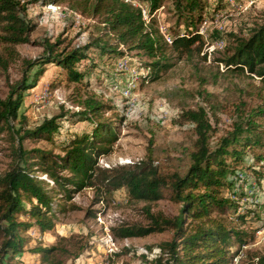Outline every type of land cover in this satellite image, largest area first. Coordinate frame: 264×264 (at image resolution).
I'll return each instance as SVG.
<instances>
[{"label":"rangeland","instance_id":"1","mask_svg":"<svg viewBox=\"0 0 264 264\" xmlns=\"http://www.w3.org/2000/svg\"><path fill=\"white\" fill-rule=\"evenodd\" d=\"M130 2L146 10V23L166 43L156 58L159 65L151 66V61L156 59L123 46H120L121 55L111 57L101 56L95 47L91 48L89 59L77 64L86 72L78 82L68 81L60 67L47 65L34 89L25 92L19 109V119L23 118L17 119L14 126L34 128L45 118L65 116L60 119V129L52 140L26 138L22 141L25 149L41 148L63 154V147L74 133L91 132L93 122L79 120L77 113L84 109V101L92 97L111 107L103 110L102 117L112 123L116 134L110 152L98 157L99 166L149 160L161 175L184 174L196 139L194 125L182 117L184 111L205 109L214 128L210 138L213 147L220 136L232 129L240 101L252 107L262 105L258 93L264 95V79L251 75L246 68H228L223 60L233 52L236 38L248 37L255 27L264 23V0H204L203 20L191 24L180 15L173 0H163L152 12L147 1ZM49 4L53 7L28 5L26 15L35 23V29L30 33L29 43L16 45L21 58L33 59L41 54L42 47L37 42L45 38L60 39L61 47H72L100 34L102 24L98 17L73 9L66 1ZM195 30L201 39L190 50L177 51L170 47L172 37L191 35ZM119 58L124 59L121 67L117 65ZM21 75L20 60L11 63L6 71L0 66L1 97L7 94L8 83ZM258 121L264 129V116ZM16 146L13 136L7 132L0 134V175L8 169L11 149ZM242 158L232 163L236 173L243 175L235 183L237 193L243 192L241 197L237 195L242 208L236 213L232 209L221 213L211 208L209 214L252 236L247 244L234 243L230 247L233 257L229 264H253L254 255L264 249L261 224L264 223V138L262 145L246 148ZM36 167V174L46 177ZM97 188L84 187L68 199L58 194L52 203L53 228L44 232L36 226L30 229L24 234L26 242L20 253L11 261L0 258V264H51L57 259L64 264H152L160 252L159 244L173 238V229L125 238L117 236L116 230L122 224L146 225L145 205L153 213L173 217L181 203L173 200L170 190H166L162 199L146 202L129 200L125 187L100 194ZM222 191L230 197L233 193L231 189ZM245 212L244 219L238 216ZM98 213L105 216L109 230L97 221ZM16 218L34 221L26 214H18ZM194 222L191 218L187 220L188 226ZM109 235L114 238L113 250L105 244ZM37 247H53V250L42 260L40 253L33 252Z\"/></svg>","mask_w":264,"mask_h":264},{"label":"trees","instance_id":"2","mask_svg":"<svg viewBox=\"0 0 264 264\" xmlns=\"http://www.w3.org/2000/svg\"><path fill=\"white\" fill-rule=\"evenodd\" d=\"M60 1L98 17L102 24L100 34L83 45L72 47H61L60 39L45 38L37 42L42 47L41 54L33 59L21 58L16 45L29 43L30 33L35 29V23L26 15L28 5ZM143 1L148 2L149 12L158 9L163 2ZM173 3L187 24L203 20L204 0H173ZM200 39L197 30L191 35H176L170 47L188 51ZM235 42L233 52L223 60L225 66L246 68L251 75L264 79V23L255 27L248 37H238ZM165 44L158 31L144 21L141 8L125 0H0V66L6 71L17 60L22 65L21 77L8 83L7 94L0 96V134L7 132L17 141V146L11 149V163L0 175V258L11 261L20 253L26 242L24 234L33 227L41 232L53 228L52 203L58 194L68 199L87 186H98L97 194L125 187L129 200L146 202L160 200L166 190H170L173 200L181 203L179 212L173 217L153 213L145 205L146 225L122 224L116 230L117 236L125 238L173 229V238L159 244L160 252L152 259V264H229L233 257L230 247L250 241L252 236L248 232L228 226L226 220L209 214L211 208L221 213L229 209L236 213L240 208L239 200L224 194L222 189L235 192L237 173L232 163L243 159L246 148L263 144L264 129L258 121L264 116L261 92L258 96L262 105L252 107L240 101L232 129L220 136L213 147L210 138L214 128L205 109L198 107L182 113V117L194 125L196 134L184 174L161 175L149 160L115 167L99 166L98 157L110 152V143L116 134L112 123L102 117L103 110L111 107L92 97L84 101V109L77 113L79 120L93 122L91 132L74 133L63 147V154L41 148L25 149L22 145L26 138L52 140L60 129V119L65 116L45 118L34 128L14 126L17 119L23 118L19 119V109L25 92L36 86L47 65L60 67L68 81L78 82L86 72L77 64L89 59V50L93 47L101 56L121 55L120 46H123L156 59ZM159 63L156 59L150 64L154 67ZM37 165L46 177L36 174ZM242 193L237 195L241 197ZM246 212L238 216L244 219ZM18 214H26L34 221L18 220ZM190 218L195 222L188 226ZM52 250L53 247H37L33 252L40 253L42 260H46ZM252 260L253 264H264V249ZM51 264L64 263L57 259Z\"/></svg>","mask_w":264,"mask_h":264},{"label":"built area","instance_id":"3","mask_svg":"<svg viewBox=\"0 0 264 264\" xmlns=\"http://www.w3.org/2000/svg\"><path fill=\"white\" fill-rule=\"evenodd\" d=\"M125 1H128V2H130V0H125ZM229 1H232V0H229ZM48 7H53V5L52 4H48L47 5ZM141 11H142V16H143V19H144V21L146 22V16H145V13H146V10H144V9H141ZM73 13H75V12H73ZM124 59L123 58H119V59H117V65L118 66H122V65H124V61H123ZM106 167H110L109 165H106V164H104ZM237 180H239L240 178H241V176H243L239 171L237 172ZM236 180V181H237ZM235 192H233L232 193V195H231V197L232 198H234V199H236V200H238V198H237V191L236 190H234ZM251 197V199H250V201H252V198H253V196H250ZM240 208H242V203H241V207ZM239 208V209H240ZM97 221L98 222H100V223H102V224H104V227H105V229L106 230H109V227H108V225L104 222V220H105V216L103 215H101V213H98L97 214ZM262 225H264V223H261ZM262 229H264V227L262 226ZM33 232H34V229H33ZM256 232H260V230H257ZM105 244H106V246L108 247V248H110L111 250H113V248H114V245H115V243H114V238L112 237V236H108L107 237V239L105 240Z\"/></svg>","mask_w":264,"mask_h":264},{"label":"crops","instance_id":"4","mask_svg":"<svg viewBox=\"0 0 264 264\" xmlns=\"http://www.w3.org/2000/svg\"><path fill=\"white\" fill-rule=\"evenodd\" d=\"M33 89H34V88H33ZM33 89L31 88V89H29L28 91L33 90ZM28 91H27V92H28Z\"/></svg>","mask_w":264,"mask_h":264}]
</instances>
